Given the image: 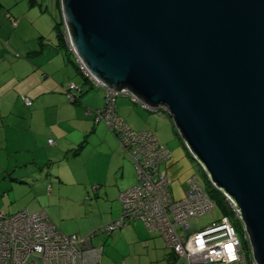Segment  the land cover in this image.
<instances>
[{"label":"water","instance_id":"obj_1","mask_svg":"<svg viewBox=\"0 0 264 264\" xmlns=\"http://www.w3.org/2000/svg\"><path fill=\"white\" fill-rule=\"evenodd\" d=\"M61 1L77 62L169 115L264 264V0Z\"/></svg>","mask_w":264,"mask_h":264},{"label":"built area","instance_id":"obj_2","mask_svg":"<svg viewBox=\"0 0 264 264\" xmlns=\"http://www.w3.org/2000/svg\"><path fill=\"white\" fill-rule=\"evenodd\" d=\"M66 38L69 44L68 33ZM78 66L93 85L105 89V107L93 114L96 121H104L116 132L135 163L137 183L120 195L122 216L86 237L63 233L45 210L12 214L0 211V264H100L101 251L92 249L93 235L112 233L134 220H141L149 230L161 233L173 250L175 264H257L240 212L227 195L223 194L233 217L242 224L241 229L229 216L215 219L202 229L191 225L192 219L214 210L209 191L201 185L198 175L192 174L185 195L175 198L170 189L172 180L164 167L172 152L154 131L129 126L117 112V99L129 97L151 112L161 115L164 111L141 103L128 90L108 89L79 61ZM74 88L77 86L70 85L67 90ZM24 100L32 104L30 98L24 96ZM49 142L53 143L51 139Z\"/></svg>","mask_w":264,"mask_h":264},{"label":"crops","instance_id":"obj_3","mask_svg":"<svg viewBox=\"0 0 264 264\" xmlns=\"http://www.w3.org/2000/svg\"><path fill=\"white\" fill-rule=\"evenodd\" d=\"M52 3L56 9H60L61 13V18L59 17L58 19L55 16H48L49 18L51 17L50 19H52L53 21V32L56 34V39H47L48 37L47 35H45L42 26L39 25L37 30L35 29L33 33V37L34 39H36V45L31 47L27 45L25 49H28V58L26 60H20L26 62V70H28L29 68H35L36 70L41 68L42 73L45 76V80L53 77L54 79L52 80V89L45 85L42 92H39L38 88L40 87V82L33 81V69H30L29 72L25 75L19 74L17 68L14 66L16 65V59L13 61L12 59L7 60V57H10L12 55V51L14 49L12 46H10L14 44V41L12 40L13 35L17 33L16 30L20 28L24 21L23 19L26 18V12H22V19L17 16H12L11 19H9L10 17L5 16V19H0V147L12 142H15L16 144V142L19 143L22 140H25L28 145L37 144V136H31L32 134L26 130L17 132L13 125H10V120L14 117L16 111V105L21 104L22 100H24V96H26L32 101L31 105H28L27 103L26 104L29 107L32 106L34 103V99L30 97L31 95L32 97H36L37 99L35 103L36 108L39 109L41 106L45 107V101H52L54 99V97H52V95H49V93H55L54 91H56V89H58L60 85H64L66 80L70 78L72 69L68 64H72L79 72L77 68L78 62L75 55L71 52L68 53L66 49H64L60 45V41L58 39V30L56 26L60 21L64 22L62 1L53 0ZM28 4V11L35 10V16L39 19L37 21H45V17L49 14L48 0H28ZM13 18L18 21V24L14 28L15 30L10 32V39H7V31L5 32L1 29L3 27H9L10 20L13 21ZM3 38L7 39L8 42L6 41L4 44ZM9 43L12 44L9 45ZM34 56H40V58L38 60L33 59L32 57ZM29 58L32 59L35 64H31V60ZM40 63L43 64H41V66H37ZM12 66H14L13 72L11 70ZM64 67H66L67 70V73L64 74V77H55L54 74ZM40 80L45 81L42 79V77ZM70 85L76 84L72 83ZM92 88H100L105 93V89L102 87H97L96 85H94L92 86ZM67 92L73 95V92H70L68 90ZM85 92L87 91L85 90ZM45 93H48V96H45ZM120 97H118L117 99L118 114L125 120V122L136 130L154 131L159 140L172 152V158L164 164V167L167 168L173 186L175 184L177 186L178 182L181 184V188L178 189V191L181 193L177 198H182L185 195L186 189L188 188V178L184 180L185 175L183 174V170H187V173L191 172V170L188 158L186 157V153L183 151L181 146L177 147L173 144L174 142H171V137L166 131L167 129H170L171 133H174L176 131L172 119L168 116L167 113H163L159 116L157 115L159 119L155 122L151 121V119L146 120V117L143 116L144 113L140 111L141 109H139V107H137L140 106L139 104H135L133 102V104L136 106H131L129 101L126 100V98L129 97ZM69 100L71 103H73L71 101L72 99ZM6 102L9 104L4 107L3 103ZM66 104V97L62 94L58 104L56 105H61L62 107V105L66 106ZM91 110L94 109L90 108V110H87V112L90 115H93L90 112ZM33 115L34 111L31 112V120L28 129H32ZM94 121L95 123L93 125L92 132L97 131L101 145L98 148L99 150L93 149L92 152L90 151L92 154H88V150H85L88 145L87 139L82 141L78 145V149H76L74 152L75 147H70L68 149L67 146L62 144L65 143L63 142L64 137L59 132H57V130H55V132L59 137L58 141H53V143H50V139L48 140L49 146L57 145L56 149L51 147L48 148V145L44 148L52 152L58 150V154L54 152V154L51 156L52 159L53 157H55L54 159H59L58 157H60V155L62 156L64 153L67 157L79 156L82 158L80 171L75 173L72 170L70 179L72 181H76L81 185V192L85 194L86 197L83 201L90 202L81 203V205L85 204L83 206L87 210H89L88 206H91V209L97 208L96 211H98L99 214L95 215L96 218H98V222L91 228L95 226L97 227L99 225H106L120 218L123 213V205L120 200V195L123 191L137 183V170L135 163L130 157L124 145L121 143L116 132L112 128H110L104 121H96L95 116ZM102 122H104L105 125L99 124ZM47 132L48 131L45 130L42 133V136L45 137V134H47ZM19 133L25 135V137L21 138ZM169 142L172 146L168 145ZM14 147L17 149H21V146H19L18 144H16ZM84 152L86 153L84 154ZM82 153L84 154V156ZM8 163L9 162L7 161L6 164ZM41 163L42 162H38V159L36 157L22 162L17 161V163L15 164L9 163L8 165H3L0 162V166H4L2 171L5 173L4 182L0 184V195L2 197H9V201L4 200L3 202H0V211L7 214H12L22 210L38 212L41 211L39 209L42 208L45 210V212H48L49 218L62 231V228H64L63 218L53 217L51 215V211L57 208L55 203H57L59 198V196H55L54 194L55 189L56 192L59 193L62 189V183H66L67 178L65 179L62 174H58L57 176H54V174H52L51 168L57 162L50 161L45 164V167H40V165H43ZM11 166L14 167L10 169L9 167ZM45 169L48 170L47 176H53V179H51L50 181L46 180V177H44V175H41ZM182 180L183 183L180 182ZM36 185L38 186L36 187ZM18 189L20 190V192H15ZM12 195L14 196V198H12ZM22 207L25 208L23 209ZM65 231L62 232L65 233Z\"/></svg>","mask_w":264,"mask_h":264},{"label":"rangeland","instance_id":"obj_4","mask_svg":"<svg viewBox=\"0 0 264 264\" xmlns=\"http://www.w3.org/2000/svg\"><path fill=\"white\" fill-rule=\"evenodd\" d=\"M0 1L3 4V7L0 8V19H5V16L10 17L9 19H11L12 16H17L22 19V12H26V18L23 19L24 21L20 28L16 30L17 33L13 35L12 40L14 41V44L9 43V45L12 44L10 46L14 48L12 55L7 57V60L12 59L13 61L16 59V65L14 66L17 68L19 74L25 75L30 69L33 68L26 70V62L20 60H26L28 58V49H25L27 45L30 47L36 45V39L33 37L34 30H37L38 26L41 25L45 35L48 37L47 39L55 40L56 34L53 32L54 24L52 19H50L51 17L49 18L48 16H55L57 19L59 17L61 18L60 9H56L54 7L52 3L53 0H48L49 14L45 17V21L43 20V22H40L37 21L39 19L35 16V10L28 11V0ZM17 24L18 21L13 18V21L10 20L9 27L7 26L1 29L5 32L7 31V39H10V32L15 30L14 28ZM7 39L3 38L4 44ZM32 58L38 60L40 56H34ZM30 60L31 64H35L32 59ZM41 64L43 63H40L37 66H41ZM68 65L72 69V74L70 75V78L66 80L64 85H60L59 88L61 89L58 88L56 91H54L55 93H49V95L54 97L52 101H45L46 106H41L38 109L36 108L35 104L37 100L36 97H32L30 95V97L34 99L33 105L29 107L26 102L22 100L21 104L16 105L14 117L10 120V125H13L17 132L26 130L32 134L31 136H37V144L28 145L25 140H22L19 143L16 142V144L21 146V149H17L14 147L16 145L15 142L7 143L0 147V162L3 165H8L9 163L15 164L17 161L22 162L33 157H36L38 162H42L41 164L43 165H40V167H45V164L50 161L57 162L51 168L52 174H54V176L62 174L65 179L67 178V181L66 183H62V189L59 193L56 192L55 189L54 194L55 196H59V198L57 203H55L57 208L51 211V215L56 218H63L64 228H62V231L64 232L65 230H69L65 231L66 234H78L82 237H86L94 233L96 230H100L104 225L91 228L98 222V218H96L95 215L99 214L98 211H96L97 208L91 209V206H88L89 210H87L83 206L85 204L81 205V203L90 202L83 201L86 197L85 194L81 192V185L70 179L72 170L75 173L80 171L82 158L79 156L67 157L64 153L62 156L60 155V157H58L59 159H54L55 157L52 159L51 156L54 154V152L58 154V150L52 152L44 148L48 145V148L51 147L56 149L57 145L49 146L48 140L51 139L55 142L58 141L59 137L55 132V130H57V132H59L64 137L63 142L65 143L62 144L67 146L68 149L70 147H75L74 152L76 149H78V145L86 139L88 140V145L85 150H88V154H92L91 152L93 149L99 150L98 148L100 147L101 142L99 141L97 131L92 132V128L95 123L93 116L94 114L90 115L87 110L89 111L90 108L94 110L103 109L105 106V93L100 88H92L91 84L85 80L84 76L81 75L72 64ZM14 66L11 68L12 72L14 70ZM66 73L67 70L66 67H64L63 69L57 71L54 75L57 78H63L64 74ZM32 77L33 81L40 82V87L38 88L39 92H42L45 85L50 89L53 88L52 80L54 78L50 77L45 80V76L43 75L41 68L37 70L34 68L32 70ZM41 77L45 81H41ZM72 83L76 84L78 88H74V91L72 90L71 92L77 94L80 88H83V90L85 89L87 91L80 98L81 104L74 105L69 100L70 98L69 92H67V87H69V85ZM62 94L66 97L67 104L66 106L62 105L61 107V105L56 104H58ZM45 96H48V93H45ZM126 100L129 101L131 106H136L133 104L131 99L126 98ZM8 104L9 103L7 102L3 103V106L5 107ZM137 107H139V109H141L140 111L144 113L143 116L146 117V120L151 119V121L155 122L159 119L157 115L159 116L160 114H153L152 112L145 110L140 106ZM32 111H34L32 118L33 126L32 129H28ZM99 124L105 125L104 122ZM45 130L48 132L45 134V137H43L42 133ZM166 131L171 137V142H174L173 144L177 147L181 146L183 151L186 153V157L188 158L191 172L187 173V170H183V174L185 175L184 180L189 178L191 174L195 173L198 175L201 185L208 191H211L213 187L209 183L201 167L197 165L187 153V150L185 149L176 131L174 133H171L170 129H167ZM19 135L21 138L25 137V135L20 133ZM168 145L172 146L170 142ZM85 153L86 152H84V154ZM7 161L9 162L8 164H6ZM3 165L0 166V184L4 182L5 173L2 171L4 168ZM13 167L14 166H11L9 168L12 169ZM47 172L48 170L45 169L42 174H40L44 175L46 180L50 181L53 179V176H47ZM180 182L183 183V180ZM37 186L38 185H36V187ZM174 186L172 184L170 189L173 196L177 198L181 193L178 191V189L181 188V184L178 182L177 186L176 184ZM15 192L18 193L20 190L18 189ZM12 198H14L13 195ZM8 199L9 197H2L0 195V202H3L4 200L7 201ZM22 208L24 209L25 207ZM39 210L44 209L40 208ZM222 216H224L222 208L218 203H215V207L212 212L192 219L191 225L196 226L197 229H202L206 226H209L215 219H220ZM228 216L235 224H237V219L233 217L232 213H228ZM92 249L101 251V264H175L173 250L167 245L161 233L157 230H149L145 223L141 220L131 221L127 225L113 231L112 233L103 232L94 234L92 237Z\"/></svg>","mask_w":264,"mask_h":264},{"label":"trees","instance_id":"obj_5","mask_svg":"<svg viewBox=\"0 0 264 264\" xmlns=\"http://www.w3.org/2000/svg\"><path fill=\"white\" fill-rule=\"evenodd\" d=\"M1 7H3V4H2L1 1H0V8H1ZM61 22H62V23H61ZM56 28H57V30H58V39H59V41H60V45H61L64 49H66V51H67L68 53L71 52L72 54H74L73 51L70 50V46H69V44H68V41L66 40V39H67V38H66V36H67V32L65 33V31H67V30H66V25L64 24V22H63V21H60V22L57 24ZM77 68H78V70H79V73H80L81 75L84 76L85 80H86L87 82H89V83L92 85V83H91V81L88 79V77H86V76L80 71L78 65H77ZM92 86H94V85H92ZM84 92H85V91H84L82 88H80L79 91L77 92V94H76V93H73V98H72L71 101H72L74 104H79V103H81L80 98H81V96H82V94H83ZM135 104H136V103H135ZM104 107H105V106H104ZM95 111H97V110H91L90 112L93 114ZM117 112H118V107H117ZM209 194H210V196L212 197V199L214 200V203H218L219 206L222 208V210H223V212H224V216H228V213H232L231 210H230V208H229V205H228V203H227V201H226V199H225V196L223 195L222 192H220L219 190L213 188L211 191H209ZM235 225L238 227V229H241L242 224L239 222V220H237V224H235ZM245 243H246V242H245Z\"/></svg>","mask_w":264,"mask_h":264},{"label":"snow or ice","instance_id":"obj_6","mask_svg":"<svg viewBox=\"0 0 264 264\" xmlns=\"http://www.w3.org/2000/svg\"><path fill=\"white\" fill-rule=\"evenodd\" d=\"M229 250H231V246H229Z\"/></svg>","mask_w":264,"mask_h":264}]
</instances>
